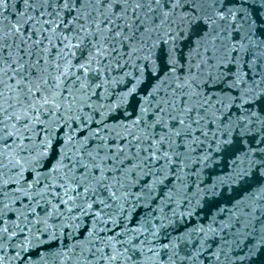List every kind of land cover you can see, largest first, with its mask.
Instances as JSON below:
<instances>
[{
  "label": "snow or ice",
  "instance_id": "6c2138e0",
  "mask_svg": "<svg viewBox=\"0 0 264 264\" xmlns=\"http://www.w3.org/2000/svg\"><path fill=\"white\" fill-rule=\"evenodd\" d=\"M0 264H264V0H0Z\"/></svg>",
  "mask_w": 264,
  "mask_h": 264
}]
</instances>
